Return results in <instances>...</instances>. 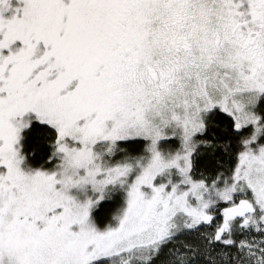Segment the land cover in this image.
Returning <instances> with one entry per match:
<instances>
[{"label": "snow or ice", "instance_id": "snow-or-ice-1", "mask_svg": "<svg viewBox=\"0 0 264 264\" xmlns=\"http://www.w3.org/2000/svg\"><path fill=\"white\" fill-rule=\"evenodd\" d=\"M0 264H264V0H0Z\"/></svg>", "mask_w": 264, "mask_h": 264}]
</instances>
